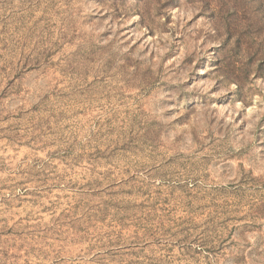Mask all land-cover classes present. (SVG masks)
<instances>
[{
  "label": "rangeland",
  "instance_id": "rangeland-1",
  "mask_svg": "<svg viewBox=\"0 0 264 264\" xmlns=\"http://www.w3.org/2000/svg\"><path fill=\"white\" fill-rule=\"evenodd\" d=\"M0 264H264V0H0Z\"/></svg>",
  "mask_w": 264,
  "mask_h": 264
}]
</instances>
